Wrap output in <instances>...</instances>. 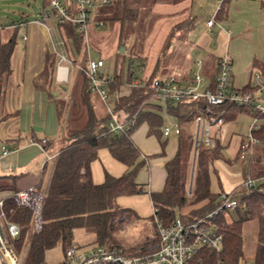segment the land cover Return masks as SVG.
<instances>
[{
    "label": "trees",
    "instance_id": "16d2710c",
    "mask_svg": "<svg viewBox=\"0 0 264 264\" xmlns=\"http://www.w3.org/2000/svg\"><path fill=\"white\" fill-rule=\"evenodd\" d=\"M154 1L157 3L159 0ZM184 1L187 0H170L172 4H180ZM46 2L48 7L50 1L46 0ZM144 5L145 0H109L107 5L101 7L97 16V21L103 22L104 25L111 23L117 26L119 47L115 53V72L109 86L111 93L115 95L114 106L117 114L137 116V123L129 131L121 134L109 131L108 111L105 105L102 112L95 105L99 96L91 90L89 78L85 73L88 60L84 61L85 64L81 68L77 64L81 61H74L80 70L81 80L75 83L74 88L69 89L71 99L69 97L66 99L54 93L52 87L53 83L57 84L54 77L59 55L49 53L46 55V70L43 75L47 85L46 91L56 105L60 122L64 125L65 117L68 119L57 152L53 150L56 140L38 139L36 136L33 138L45 151L57 153L51 161H46L44 155L43 171L47 169L48 162L53 163L48 182L44 183L42 180L37 185H33L39 186L45 194L42 228L39 231L35 229L33 211L30 208L20 207L14 198L6 201L9 219L17 223L21 229V234L14 243L21 264H46V252L58 245L62 247L66 257L67 251L73 246L74 231L80 228L93 232L95 246H102L109 251H121L129 256L148 252L144 244L129 248L124 245L119 237V232L122 231L121 225L139 217L133 209L118 204L120 197L147 193L146 187L137 182V176L149 156L140 159L143 152L133 140L136 129L147 124L149 134L156 136L161 144L162 155L166 153L168 139L163 135L162 128L165 122L162 109L153 101L156 96L155 90L151 88L152 82L162 78L163 72L141 78L145 80V86L132 87L128 95H119V88L124 82L126 64L128 68L139 59L140 66H145L144 60L132 51H128L126 47L143 16ZM59 26L65 38L73 41L77 53L85 57L87 53L84 33L71 23ZM191 26L186 29L187 32ZM21 30L22 26L18 24L12 37L2 42L0 28V124L11 115L2 113V101L6 79L12 72V57ZM122 44H125L123 54L120 53ZM218 73L219 68L208 80V88L214 89ZM133 79L131 77L130 81L132 82ZM176 80L180 81L177 78ZM67 85L63 84L61 88L66 89ZM77 89L78 97L75 96ZM242 90L244 93H252L257 100L256 89L250 84ZM167 113L181 125L193 122L199 115L209 118L220 116L224 123L234 121L242 114L264 119V112L255 110L253 103L238 105L229 100L220 106H210L205 99L182 100L170 106ZM254 133L259 140L258 148L262 147L264 154V124ZM102 150H108L114 159L126 165L127 171L121 176H114L105 170L104 181L96 184L92 177V163L99 158V152ZM256 154L253 162L255 167L253 171L252 166L251 175L253 179L261 180L259 185L246 191L241 183L234 191L227 193L230 197L241 199L244 211H233L237 213L233 215L226 210L214 217L216 229L224 238L223 249L218 252L210 248H201L190 264H264V164L259 160L263 155L257 159ZM220 159H223V153L219 142L214 149L202 145L196 151L195 135L186 132L179 135L176 155L165 163L167 178L163 190L150 192L154 214L149 221L153 223L154 231L158 230V225L169 226L177 219L189 223L205 218L223 204L221 196L224 192H212L210 176L212 168L216 171L212 166ZM190 165L194 168L193 175L189 173ZM21 175L0 174V194L20 191L17 184ZM245 176L244 172V178ZM178 211L182 212L179 218ZM250 220H257L259 224L256 253L252 261L244 257L242 235L245 222ZM154 237H157V233Z\"/></svg>",
    "mask_w": 264,
    "mask_h": 264
},
{
    "label": "crops",
    "instance_id": "0c3cea01",
    "mask_svg": "<svg viewBox=\"0 0 264 264\" xmlns=\"http://www.w3.org/2000/svg\"><path fill=\"white\" fill-rule=\"evenodd\" d=\"M180 4H169V6L176 9ZM164 8L165 5L158 4V2L155 5L156 10L161 11ZM100 9L101 7L96 12V21ZM215 16L218 21L217 27L220 30L219 35L223 37L222 46L219 48L216 45L212 47V45L208 46L206 44L205 48L207 49L205 51L208 53L205 59L199 57L197 61L191 62L185 57L175 65L176 67H172L174 69L171 72L165 73L162 78L174 76L183 82L192 74L191 66L195 64L201 68L200 72L206 80H209L211 75L218 69L219 59L225 55H229L232 60V84L234 88H245L250 84L255 74H259L264 78V0H225L223 5L220 0ZM37 17L35 21H30L24 17L12 25L14 31L18 24H24V28L22 27V33H20L22 42H18L12 57V72L6 79L5 94L2 101V113L11 114L8 119L0 124V172L3 173L2 175H20L31 171L38 172L39 169H42L44 153L42 146L33 140L34 136L38 139H54L57 143L64 134V125L58 118L56 105L51 101L50 94L46 91L47 85L43 78L46 70L47 53L52 55L61 54L59 53L61 51L59 47L64 42L68 55L63 54L70 58L74 67L77 66L74 61H82V57L77 53L73 41L65 38L62 29L55 20L49 26L48 21L46 25L38 23ZM86 50L90 57L89 50L87 48ZM91 57L104 59L106 62L104 73H110L114 76L115 57L108 55L109 61H107L105 56ZM139 57L144 60L145 66L138 72L143 71L144 78L153 74L154 66L152 65L151 67L146 57L142 55H139ZM127 61H129V58ZM198 61H200V64H198ZM58 63L59 58L55 65V81ZM71 76V81L67 85L70 90L72 89L74 74L72 73ZM135 77L138 78L137 72H135ZM130 78L126 64L124 82L119 88V95H128L130 93ZM56 83L59 86L63 85L57 81ZM208 84L209 82L206 86ZM69 95L70 92L62 96L65 98L66 96L69 97ZM98 99L101 105L104 106L102 100L99 97ZM262 102H264V98H262ZM246 115L251 118L247 117L243 132L239 130L237 118L235 121L224 123L217 134V144L218 142L220 143L223 159L217 160L216 163L224 167L225 171L231 175L232 173L226 168L235 165L241 166L238 159L240 144L253 121V115ZM168 117L171 119V116ZM189 125L187 123L182 125V132L191 134ZM173 135L177 136L176 145L168 137L166 153L162 155L161 144L156 136L149 134L147 124L141 125L133 134L134 142L143 152L140 159L149 156L145 166L137 176V182L146 187L147 193L120 197L118 204L121 207L133 209L139 217V219H136L138 222L149 224V219L154 214L150 192H160L164 188L167 178L165 163L172 159L178 150L179 135ZM2 145H6L12 151L9 156H2ZM105 170L114 176H121L127 171V167L114 159L108 150H102L99 152V158L92 163L94 183L101 184L104 181ZM234 175L244 178V169L241 173ZM220 184L221 191L227 193L234 191L241 185V183L229 184L227 180L224 184L221 181Z\"/></svg>",
    "mask_w": 264,
    "mask_h": 264
},
{
    "label": "built area",
    "instance_id": "2783aa9c",
    "mask_svg": "<svg viewBox=\"0 0 264 264\" xmlns=\"http://www.w3.org/2000/svg\"><path fill=\"white\" fill-rule=\"evenodd\" d=\"M48 10H44L43 19L38 23L46 25L47 21L54 18L59 25L68 23L74 24L78 30L84 33L86 44L89 31V13L93 10L96 0H49ZM222 2L225 0H221ZM109 3L103 2L100 7ZM99 7V8H100ZM98 8V9H99ZM97 9V10H98ZM96 10V12H97ZM218 23L216 16L206 22L208 28L214 27ZM24 28V24H21ZM104 25L103 22L96 21V26ZM26 39V37H24ZM88 47V44H87ZM141 61L135 60L128 67V74L134 78L129 84L132 87H143L145 80L135 77V72L142 70ZM200 64V61H198ZM106 62L102 58L89 57L86 75L90 81L91 90L96 93L110 116L109 131L114 134H121L129 131L136 123L137 116L128 117L125 114H117L114 106L115 96L111 93L109 83L112 74L104 73ZM73 62L64 54H59V63L56 69V81L60 84H69L73 72ZM78 67V66H77ZM81 68V67H79ZM131 68V70H130ZM219 73L214 83V89L206 86V78L201 73H192L183 82L177 81L175 77L155 79L151 88L155 90L154 102L161 107L162 113H167L170 106L182 100L205 99L210 106L223 105L227 100L238 104H254V109L264 112L262 98H264V78L255 74L250 85L256 89L257 100L252 93H244L242 89L233 87L232 60L229 55H225L219 60ZM66 99L68 96L65 97ZM193 122L197 125L196 151L199 146L214 149L217 146V134L224 125L222 117H206L199 115ZM187 124H191L188 122ZM264 124V119L253 117V121L243 136L240 144L239 162L244 169L245 178L243 186L246 191L251 190L255 185V179L251 175V169L255 157V148L259 140L255 136ZM163 135L170 137L172 134L180 135L183 126L175 121L172 126L164 125ZM42 151L46 161H51L57 153ZM12 153L6 145H2V156L7 157ZM44 191L39 186L20 190L17 192H3L0 194V264H21L14 248L15 241L21 234L19 225L11 221L6 210V201L14 198L20 207L30 208L33 211V225L36 230H40L43 224V201ZM223 204L205 218H199L194 222H184L177 219L169 226L158 225L159 242L148 248V252L142 255L129 256L121 251H109L102 246H94L88 253H77L74 248H69L65 261L66 264H190L201 248H210L215 251L223 249V235L218 232L214 224V217L222 211H244V205L239 197L233 198L224 192L221 196Z\"/></svg>",
    "mask_w": 264,
    "mask_h": 264
},
{
    "label": "rangeland",
    "instance_id": "374dc122",
    "mask_svg": "<svg viewBox=\"0 0 264 264\" xmlns=\"http://www.w3.org/2000/svg\"><path fill=\"white\" fill-rule=\"evenodd\" d=\"M104 1L106 0H96L93 10L89 13V31L87 35L88 47L85 44V48L89 50L90 56H105L106 58L109 55L110 57H115L116 60L115 53L119 47V42L118 40L116 41L117 26L111 23L96 26V10ZM158 4L165 5L164 10H156V2L154 0H145L143 16L137 24L134 36L126 44L128 51L146 57V60L150 63L151 67L152 65L154 66V74L171 72V70L174 69L172 67H176L175 65L185 57L191 62L197 61L199 57L205 59L208 53L205 51L207 49L205 48L206 44L208 46L212 45V47L216 45L219 48L222 46L223 37L219 35L220 30L217 27L218 25L216 24L212 29H209L206 26V22L209 19L215 18V13L220 4V0H187L178 5L176 9L169 6V4H172L170 0H159ZM45 8L46 10L49 8V6L47 7L46 0H0L1 41L6 42L11 38L14 32L12 25L19 22L22 18L25 17L30 21H35L38 16L37 19L42 20L43 10H45ZM53 22L54 18L51 17V19L48 20V25L50 26ZM92 26H94V28H92ZM190 26L191 29L187 32L186 29ZM20 33H22V31L19 32L17 41L21 43ZM59 49H61L59 53L68 55L64 42ZM86 53L85 57H82V61L77 63L80 67H83L85 64L84 61L89 59L88 52ZM106 59L107 61L110 60L108 57ZM191 68L192 73H201V68L197 65L193 64ZM72 69L74 81L71 86L74 88V85L76 86L75 83L81 80V76L80 70H78L77 67L72 66ZM137 76L143 77L144 72H137ZM207 83L208 80H205V84ZM52 87L53 92L58 95L64 96L66 93H69V88L62 89L61 86L55 83H53ZM78 94L79 90L77 89L75 96L78 97ZM262 103L264 104V102ZM95 105L101 112L103 111L104 108L100 101H95ZM247 117L249 116L242 114L236 120L237 123H239L240 132L244 131L243 129L245 128L248 119ZM65 119L64 125L68 118L65 117ZM163 119L168 126H172L176 121L173 118L170 119L164 112ZM189 130L191 134H196L197 125L195 122H191ZM169 140L176 145L177 136L172 134L169 137ZM60 142L61 141L54 144V151L59 150L61 146ZM255 149L257 152L256 158L258 159L263 155V157H261L262 159L259 160H262L264 164L263 148H258L257 145ZM52 166L53 163L48 162V167L45 171L39 169L38 172L31 171L22 174L18 180V189L22 190L30 185H37L42 180H44V183L48 182ZM212 167H215L217 170L214 171L212 168L210 171L211 190L214 193L221 192V181L223 184L226 180L229 184H240L243 182L242 176L234 175L243 171L242 166L235 165L226 168L232 173V175L226 172L225 168L219 166L217 163ZM254 167L255 165H253V171ZM193 171V165H190L189 173L193 175ZM0 174L3 173L0 172ZM260 181L261 180L256 179L255 185L258 186ZM181 214L182 212L178 211L177 217L179 218ZM232 214L235 215L237 213L232 212ZM149 224L141 223V221L138 222L136 219L124 223L121 225L122 231L119 232V237L123 240V243L127 248L141 244H144L146 248H149L159 242L158 230L154 231L152 228L153 223L150 222ZM154 232L157 233V237H154ZM258 232L259 224L257 220L245 222L242 235L243 252L246 260L252 261L255 256ZM95 245V234L93 232L83 228L74 231L72 248H74L77 253H88ZM45 263L66 264L65 253L60 245L46 252Z\"/></svg>",
    "mask_w": 264,
    "mask_h": 264
},
{
    "label": "water",
    "instance_id": "95a60500",
    "mask_svg": "<svg viewBox=\"0 0 264 264\" xmlns=\"http://www.w3.org/2000/svg\"><path fill=\"white\" fill-rule=\"evenodd\" d=\"M125 52V44L120 46V53L123 54Z\"/></svg>",
    "mask_w": 264,
    "mask_h": 264
}]
</instances>
